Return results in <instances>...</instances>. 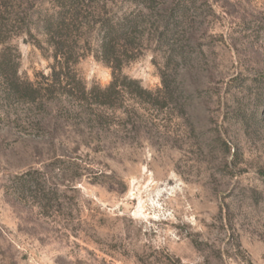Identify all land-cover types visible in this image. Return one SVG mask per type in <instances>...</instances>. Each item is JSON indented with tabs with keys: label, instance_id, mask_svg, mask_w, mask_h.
I'll return each instance as SVG.
<instances>
[{
	"label": "rangeland",
	"instance_id": "rangeland-1",
	"mask_svg": "<svg viewBox=\"0 0 264 264\" xmlns=\"http://www.w3.org/2000/svg\"><path fill=\"white\" fill-rule=\"evenodd\" d=\"M58 2L0 8V264H264V0Z\"/></svg>",
	"mask_w": 264,
	"mask_h": 264
},
{
	"label": "trees",
	"instance_id": "trees-1",
	"mask_svg": "<svg viewBox=\"0 0 264 264\" xmlns=\"http://www.w3.org/2000/svg\"><path fill=\"white\" fill-rule=\"evenodd\" d=\"M58 2V0H56ZM82 0H59V7L62 9H66L68 12L72 11L75 13L76 9L78 6L82 4ZM134 2L142 1L143 0H133ZM10 0H0V8H6L9 4ZM79 8V7H78ZM173 12L175 11V8L173 5H170L168 7V12ZM6 20L2 18L1 13H0V43H4V35L6 31H4L3 27L6 25ZM44 29L46 31V34L49 35L50 37V43L54 46L55 48V53H54V59L59 61L61 54L64 53V45L62 39L63 35L65 36L66 31H65V25L64 22H58V25H55V22L53 21L52 18H48L44 22ZM126 24L124 25H119L117 28L116 25L110 24V22H106L103 24L102 28V36L100 39V52H101V58L103 62L110 64H114L113 67V81L110 83V85L107 87L106 90H111L112 88L116 87V83H118V77L114 74L115 71H119L121 67V62L117 56H115V48H116V43L114 39L116 36L119 34L121 35H129L131 31L135 27L137 28L136 24L132 23L131 21L125 22ZM134 27V28H133ZM125 28V29H124ZM133 28V29H132ZM129 32L127 33V31ZM120 39V38H119ZM116 61V62H115ZM0 75L8 82V86L12 89L18 90V78H17V69L16 66L11 63V61L8 59V57H5L4 55L0 57ZM138 93H149L145 89H142L140 87L137 88ZM108 92V91H107ZM105 96V95H104ZM263 109V117H264V103L262 104ZM18 189L22 192L24 191H31L32 187H36V184L30 179V176L27 177H22V179L18 182Z\"/></svg>",
	"mask_w": 264,
	"mask_h": 264
}]
</instances>
